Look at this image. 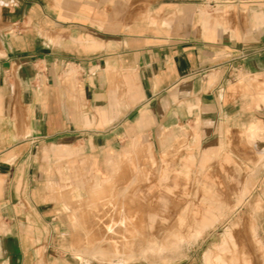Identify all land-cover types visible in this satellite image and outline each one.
<instances>
[{"label": "crops", "instance_id": "0c3cea01", "mask_svg": "<svg viewBox=\"0 0 264 264\" xmlns=\"http://www.w3.org/2000/svg\"><path fill=\"white\" fill-rule=\"evenodd\" d=\"M235 73L264 83V0H0V264H81L62 208L128 139L264 130Z\"/></svg>", "mask_w": 264, "mask_h": 264}, {"label": "rangeland", "instance_id": "374dc122", "mask_svg": "<svg viewBox=\"0 0 264 264\" xmlns=\"http://www.w3.org/2000/svg\"><path fill=\"white\" fill-rule=\"evenodd\" d=\"M246 16L244 10L237 12V19ZM233 84L245 116L255 114L264 119V109L257 105L264 95V83L235 73ZM196 127L182 128L171 140L164 138L155 152L151 142L130 138L107 159L108 174L94 188L86 184L80 204L62 208L70 237L67 258L81 264H123L116 258L92 259L82 257V253L97 245L103 250L106 246V250L121 248L125 241L134 248V240L145 242L157 235L152 240L159 244L156 247L152 241V245L156 249L160 246L161 252L158 249V253L146 254L147 259L138 257L124 264H204L207 253L219 254L213 247L220 244L228 230L233 233L236 249L245 248L246 257H253L248 250L253 242L258 253H264V157L255 156L245 129L237 136L230 134L223 148L204 157L208 144L201 142ZM256 136L263 144L264 130H257ZM108 203L136 208L127 214L133 218L126 220V230L116 228V235L105 237L99 227L119 219L118 215L107 216ZM99 217H104L100 219L104 223L98 221ZM205 220L210 225L194 239ZM246 223L255 230L252 243L242 235Z\"/></svg>", "mask_w": 264, "mask_h": 264}, {"label": "bare ground", "instance_id": "6f19581e", "mask_svg": "<svg viewBox=\"0 0 264 264\" xmlns=\"http://www.w3.org/2000/svg\"><path fill=\"white\" fill-rule=\"evenodd\" d=\"M258 102H259V104H261L260 106L264 107V95H262L258 99ZM257 129H258L257 126H251L249 128L248 138L251 140L250 144L252 145V147L255 150V156L259 158V157L263 156V154H264V146H262L260 144L259 139L256 136V130ZM256 161H258V160H256ZM107 205H108L107 211L109 213V215H107V216H111L112 215V217H114V216L118 215L119 219H118V221H111V219H109V221H111V222H108V224L106 223V224L101 225L102 223H104V222L101 221V220L104 219V217H103V219L99 217L98 221L101 222V224L99 223L98 225L103 226V227H99V228L103 229L105 237L106 236L116 235V233H115V229L116 228H120L122 230H126L127 229L126 220H128L129 218H133V217H129L127 214L132 212V210L134 208H136L134 206H133V208L129 207V205H127L128 207L122 206V205L116 206V204H113V203H108ZM150 207H151V205H150ZM143 209H145V208H143ZM143 209H141V210H143ZM220 209H222L224 211L226 208L224 206H222ZM147 210L150 211L149 208ZM143 211L145 212V210H143ZM107 221H108V219H107ZM206 221L207 220L203 221L204 223H202L201 229H199V231H197L196 234L194 235V239H197L198 237H200L202 235V233L204 232L205 227H208L210 225V223L206 222ZM95 222H97V221H95ZM152 223H154V222H152ZM143 230H145V229H143ZM143 230L141 231V233L143 232ZM254 231L255 230L252 229L249 226L248 223L245 224L244 229H242V235H243V237H246V238L249 239V240L247 239V242L248 241H251V243L253 242V239L255 237ZM145 233L147 234V232H145ZM232 234L233 233L231 231H229V230L225 232L224 237H223L222 241L220 242V244L213 247L214 249H216L219 252V254H217L215 256V253H212V252L207 253L204 256V264H264V253H258L259 249L256 248V242H253V247L251 246V247L248 248V250L251 252V254L253 256L252 258L251 257L248 258V257H246L247 256L246 255L247 251L245 250V248L240 250V251L238 249H236L235 243L233 242V235ZM152 235H154V233H152ZM147 236H149V234ZM138 238L140 240V237H137V240H138ZM142 238H144V237H142ZM154 238H155V236L154 237L152 236L153 240H154ZM156 238H158L157 235H156ZM156 238H155V240H156ZM148 239H150V240H148ZM148 239H147L148 241H145V242H140L141 240L136 242L134 240V242H132V243H135V244L137 243L136 244L137 246L134 245L135 246L134 248L131 247L132 244L129 241H125L121 248L116 247V248H113V249H110V250H106V249H108L107 246L105 247V250H103V248L101 249V247L99 248L98 245L97 246L95 245L97 248L95 247V248H91V249L89 248V249L85 250L82 253L83 254L82 257L84 255L85 256L87 255L88 257H91L92 259H100V260H108L109 258H113V259L116 258V259H118V261H121V262H124V263L125 262L128 263V261H133V260L135 261V259H138V257L145 259L146 258V254L148 256L150 253H155V252L158 253V251L160 250L159 249L160 246L158 248L159 250L155 248V246L157 247L156 244H159V242L155 243L151 238H148ZM115 241L113 240V243ZM149 241H151V243ZM152 241L154 242L155 246L152 245V243H153ZM109 242H112V241H109ZM102 244L103 243H101L100 245H102ZM106 244L109 245L108 242ZM114 244H115V246L117 245L116 242ZM103 245H105V244H103ZM136 248H138V249H136ZM160 252H161V250H160ZM150 256H154V255H150ZM156 257H157V255H156ZM109 260H111V259H109Z\"/></svg>", "mask_w": 264, "mask_h": 264}]
</instances>
